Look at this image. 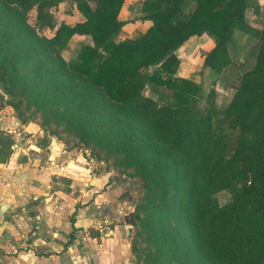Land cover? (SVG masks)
<instances>
[{"label":"rangeland","instance_id":"rangeland-1","mask_svg":"<svg viewBox=\"0 0 264 264\" xmlns=\"http://www.w3.org/2000/svg\"><path fill=\"white\" fill-rule=\"evenodd\" d=\"M77 1L94 6V0H43L41 5L33 1L19 13L0 7V164L8 168L3 181L19 190L17 202L0 214V262L26 261L29 253L23 250L28 247L36 254L35 233L42 224L41 216H48L55 218L58 229L75 226L72 243L83 250L92 245L94 251L88 254L92 264L94 257L104 264H216L191 238L184 221L179 222L178 236L168 235L166 241L150 228L155 217L149 215L151 194L148 180L140 175V162L154 167L157 162L153 156L149 158L151 151L164 149L172 141L133 113L108 103L85 77L51 62L44 52V39L51 36L54 27L80 19L74 15ZM256 1L262 4L258 6ZM263 3L249 0L247 9L248 14L255 12L258 26L264 25ZM141 5V0L123 1L119 13L125 21L120 33L114 35L115 41L143 33L148 19ZM183 7L190 10L193 4L187 0ZM257 43L252 32L234 29L228 41L230 63L219 71L203 65L204 55L212 46L210 38L203 37L186 47L181 44L175 50L184 72L177 73L176 69L174 76L183 75L180 77L199 84L197 103L191 109L203 114L212 107L216 112L212 117L214 135L227 155L240 144L249 148L254 142L231 126L221 111L241 75L253 66ZM84 44L93 45L90 36L74 34L59 53L66 62L73 61ZM143 70L147 75L161 74L157 65ZM142 93L157 105L173 104L171 90L148 79ZM72 94L89 97L102 112L84 118L78 108L82 103L73 100ZM133 133L137 139L130 142L127 137ZM15 134V140L10 138ZM22 147L29 149L30 158L37 159L30 167L13 161L24 155L20 152L16 158L15 152ZM44 162L51 166L50 172L44 170ZM213 198L222 205L230 200V193L221 190ZM1 205L5 207L4 202ZM163 215H159L161 220ZM232 225L238 242L234 259H243L252 250L257 230L244 213L235 215ZM115 232L113 249L107 238ZM100 233L105 238L101 254ZM179 237L180 243L171 244Z\"/></svg>","mask_w":264,"mask_h":264},{"label":"trees","instance_id":"trees-1","mask_svg":"<svg viewBox=\"0 0 264 264\" xmlns=\"http://www.w3.org/2000/svg\"><path fill=\"white\" fill-rule=\"evenodd\" d=\"M33 1L43 2L0 0V7L19 13ZM123 1L94 0L93 7L77 1L84 20L60 22L44 39V52L51 62L85 77L108 103L133 113L172 141L151 151L149 158L157 162L154 167L140 162V175L148 180L151 194L148 209L155 217L150 226L154 235L164 241L168 235L176 238L179 222L184 221L191 238L216 264H264V25L257 29L245 20L249 0H189L193 8L188 11L183 7L187 0H143L141 10L150 25L136 38L115 41L124 24L118 18ZM234 29L252 32L258 43L253 66L241 75L221 114L254 142L249 148L240 144L227 155L214 135L216 112L212 107L203 114L191 109L197 103L199 84L174 76L180 63L175 50L190 36L206 34L212 46L203 65L219 71L230 63L228 41ZM74 34L89 35L93 45L84 44L76 58L66 62L59 49ZM150 65H157L161 74L147 75L143 69ZM147 79L171 90L173 104L157 105L144 95ZM71 98L82 103L78 108L84 118L102 112L89 97V101L79 94ZM127 138L133 142L137 135ZM221 190L230 193V200L219 205L213 195ZM239 213L250 217L257 235L249 255L235 260L238 242L232 222ZM176 242L180 237L171 244Z\"/></svg>","mask_w":264,"mask_h":264},{"label":"crops","instance_id":"crops-1","mask_svg":"<svg viewBox=\"0 0 264 264\" xmlns=\"http://www.w3.org/2000/svg\"><path fill=\"white\" fill-rule=\"evenodd\" d=\"M141 1H143V0H141ZM259 4L261 5L262 3H258V1H256V5L259 6ZM247 9L245 10V20L247 21V23L251 27H254L257 29L261 28L262 26L257 25V18L255 15V12L250 11L248 14ZM185 11H188V10H185ZM74 15L79 17L80 19H74L75 21H73V23H75L77 21L84 20L83 15L80 14V12L77 11ZM143 15H145V13H143ZM118 17L120 20L125 21V19L120 17V13H119ZM146 21H147V23H146V28H147L150 25V21H148V20H146ZM146 28H145V30H146ZM203 37H207L209 39V37L206 34L192 35L187 40L184 41L182 46L183 45L185 47L189 46L191 43H193V42L195 43L198 41V39L200 40ZM124 38L125 37H122V39H119V40H123ZM151 66H155V65H150L149 67H151ZM178 72L179 73L184 72V70L180 71V68L178 66L177 73ZM180 76H183V75H180ZM17 136L18 135L15 134V135L10 136V138L15 140V138ZM14 145L17 146V144H14ZM20 152L26 156L22 155L21 159L19 158V159L13 160L15 165H23V166L30 167L32 164L37 162V159L30 158L29 153H28L29 152L28 148L22 147L17 152H15L16 158H17V155L21 154ZM50 168H51V166L50 167L47 166V162H44V170L46 172H50L49 171ZM6 169H8V168L5 166V164H0V204H3V202L5 204L4 208L1 205L0 214H3L4 211H7L8 207L9 206L11 207L13 205L12 204L13 202H15V203L17 202V200H16L17 197L15 196V194H17V192L19 191L18 189L16 190L17 187L15 185L9 184L8 182L3 181L4 178L8 177ZM25 190H26V188L24 189L22 187V190H21L22 194H25ZM104 194H108V192H106ZM43 200H45V199H43ZM23 201H24V197H22L19 202L22 203ZM38 216L40 219V215H38ZM56 222L57 221L55 220L54 217L41 216V223L42 224H40V228H38V232L35 233L37 236L36 241L34 243V246H35L34 248H35L36 254H34V251L31 250V248H29V247L25 248L23 251H27V253H29V254L26 255V261L20 260L19 264H92L93 261H89V259H88V254L90 252L94 251L92 245L85 246L84 250L80 249L75 243H72L73 242L72 238L69 241L70 233H71V235H74V232H73L74 229L73 228L75 226L72 224L71 229H70L69 225H64L63 227L58 229V228L54 227L57 224ZM98 227L100 228V226H98ZM116 235H117V232H115V235H113V237L107 238V242L110 244V248L112 247L114 249L113 243L115 242ZM100 239L102 240L100 247H99L100 254H101L102 253V251H101L102 242L105 241L103 233H100ZM80 250H81L82 254L79 255ZM96 259L94 257V262H95L94 264H104L103 262L98 263L96 261ZM27 261H29V262L27 263ZM4 262H6V261H4ZM0 264H2V263L0 262Z\"/></svg>","mask_w":264,"mask_h":264},{"label":"water","instance_id":"water-1","mask_svg":"<svg viewBox=\"0 0 264 264\" xmlns=\"http://www.w3.org/2000/svg\"><path fill=\"white\" fill-rule=\"evenodd\" d=\"M0 83H2V82L0 81Z\"/></svg>","mask_w":264,"mask_h":264}]
</instances>
